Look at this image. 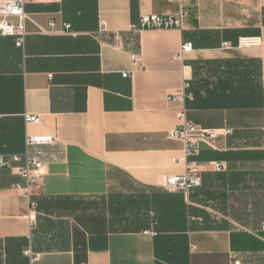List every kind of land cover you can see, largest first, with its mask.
I'll return each mask as SVG.
<instances>
[{"label":"crops","instance_id":"0c3cea01","mask_svg":"<svg viewBox=\"0 0 264 264\" xmlns=\"http://www.w3.org/2000/svg\"><path fill=\"white\" fill-rule=\"evenodd\" d=\"M184 9L182 30L133 31L143 15L175 14L178 0H29L25 46L0 36V156L22 155L27 136L55 140L34 216L15 189L16 165L0 169V264H264V106L224 105L234 95L260 102L264 0ZM50 21L73 33L39 34L35 24ZM253 38L258 46H239ZM185 43L193 50L181 56ZM185 82L186 102H171ZM183 108L191 124L220 133L186 160L169 138ZM188 163L201 186L166 190ZM95 198L104 200L95 209L77 201Z\"/></svg>","mask_w":264,"mask_h":264},{"label":"built area","instance_id":"2783aa9c","mask_svg":"<svg viewBox=\"0 0 264 264\" xmlns=\"http://www.w3.org/2000/svg\"><path fill=\"white\" fill-rule=\"evenodd\" d=\"M189 0H178L179 10L175 14L170 15H156L146 14L140 18L138 24L134 25L131 29L133 31H166V30H182L184 22L187 18V13L184 9ZM29 0H0V36L15 38L16 45L20 48L25 46V40L28 35L26 31V23L31 21L30 16L27 14L25 7ZM16 20V23L13 21ZM38 33L41 35H66L72 34L71 25L65 24L64 29L55 31V23L50 21L48 28H44L35 24ZM105 24H102L101 32H107ZM115 46L121 49V34H114ZM260 39H242L239 42L240 47L258 46ZM225 47H228L226 45ZM193 50L191 43H185L181 48V56ZM133 65L141 61V56L131 54ZM132 72H124L123 77H130ZM189 83L185 82L183 87L171 94L169 100L171 102L185 103L188 95L187 90ZM27 124L39 123L38 116L26 114L24 116ZM177 119L179 126L173 131L169 132V138L180 141L184 144L185 160L193 157L199 153L200 145L207 144L212 139L219 136L216 130H202L197 126L191 124L187 120V109L183 108L177 112ZM55 140L52 136H27L25 141V152L22 155L12 156L7 160L4 156H0V169L10 168L16 165L13 169L16 171L17 176L23 183H17L15 189L22 192L29 200L30 216H34L38 210V203L33 199L41 193L43 189V176L45 168V147L53 145ZM175 162H182L181 159H174ZM216 171L221 172L225 169L222 162H214L210 164ZM202 178L199 175V169L195 164L188 163L186 172L182 175H173L165 178L163 187L170 192H183L189 195L191 190L200 187ZM264 231V222L261 225ZM152 234V233H151ZM24 255L30 260L35 262L40 258V254L34 253L30 248L26 249ZM234 264H240L235 261Z\"/></svg>","mask_w":264,"mask_h":264},{"label":"trees","instance_id":"16d2710c","mask_svg":"<svg viewBox=\"0 0 264 264\" xmlns=\"http://www.w3.org/2000/svg\"><path fill=\"white\" fill-rule=\"evenodd\" d=\"M225 106L230 107H248V106H264V90H262V95L260 96V102L254 99L252 96L240 97L237 95L228 96L224 98Z\"/></svg>","mask_w":264,"mask_h":264},{"label":"rangeland","instance_id":"374dc122","mask_svg":"<svg viewBox=\"0 0 264 264\" xmlns=\"http://www.w3.org/2000/svg\"><path fill=\"white\" fill-rule=\"evenodd\" d=\"M77 201L87 203L88 204L87 206L92 207V208L99 207V206L103 205V202H104L103 199H98V198H95V199H78ZM83 206H86V205H83Z\"/></svg>","mask_w":264,"mask_h":264}]
</instances>
